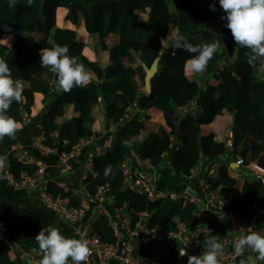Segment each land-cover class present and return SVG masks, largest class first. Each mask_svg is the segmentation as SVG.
I'll return each instance as SVG.
<instances>
[{
    "label": "trees",
    "instance_id": "trees-1",
    "mask_svg": "<svg viewBox=\"0 0 264 264\" xmlns=\"http://www.w3.org/2000/svg\"><path fill=\"white\" fill-rule=\"evenodd\" d=\"M213 3L215 11L210 10ZM60 8L68 10L66 21H82L89 34L98 36L96 49L110 51L109 65L101 67L90 61L84 55L86 42L77 32L58 26ZM141 14H147V21L141 19ZM222 15L218 0H35L30 7L25 0H16L14 7L9 6V0H0V59L8 63L12 78L22 84V100L13 102L7 114L17 125L24 122V112L31 111L36 94H43L47 110L35 132L43 136L44 145L54 149L61 146V140L66 141L67 152L73 151L82 139L99 137L106 131L96 128L102 114L110 124L119 123L125 142L120 139L113 148L94 157L83 181L85 193L94 196L101 185L109 184L108 196L113 197L119 211L125 213L128 209L133 230L139 213H147L146 226L165 230L177 219L207 224L211 232L202 234L201 239L204 243L213 238L218 241L237 227L245 228L244 219L256 214V204L264 208V177L249 184L248 177L237 176L226 160L231 154L233 159L240 156L248 164L264 153V71L259 65L249 66L248 49L236 46ZM172 27L193 45L216 43V52L203 73L185 74V61L193 54L174 48V41L166 39ZM216 28L221 35L214 38L210 31ZM5 35L13 38L11 46L2 41ZM55 46L66 47L68 55L94 72L98 80L70 92H58L54 82L43 80L41 75L53 73L40 66L41 58H34L40 55L41 48ZM158 57V72L148 93L143 90L144 65L151 67ZM101 103L105 105L102 113L96 111ZM135 106L149 120L152 109L163 113L164 123L156 134L146 133L140 116L128 121ZM224 113L233 117V136L218 139L215 131L208 132L204 127L212 126ZM173 146L178 147L170 156V165L174 172L187 176L201 160L221 158L217 173L207 175L205 185L210 191L234 192L226 196L230 214L222 224L215 218L209 223L203 218L198 220L197 215L203 211L201 204L184 198L150 200L123 186L121 164L130 152L158 166L162 153ZM2 165L9 167L16 181L39 175L34 160L5 158ZM161 178L158 188L164 191L172 182L171 173L163 170ZM45 192L67 208L83 207V223L90 232L103 242L119 243L108 218L98 212L94 202L86 201L84 194L53 181ZM20 243L1 219L0 211V264H29L24 255L31 251ZM137 245L142 255L150 250L142 239Z\"/></svg>",
    "mask_w": 264,
    "mask_h": 264
},
{
    "label": "crops",
    "instance_id": "crops-1",
    "mask_svg": "<svg viewBox=\"0 0 264 264\" xmlns=\"http://www.w3.org/2000/svg\"><path fill=\"white\" fill-rule=\"evenodd\" d=\"M67 13L68 10L65 8H60L58 10V26L62 29H72L77 32L78 37L86 42L84 55L90 61L99 63L101 67L109 65L111 56L110 51L102 48L99 50L96 49V46L99 47L98 36L89 34L82 21L78 24L66 21L65 18ZM141 19L144 22L147 21V14H141ZM170 31L177 33V29L173 27ZM210 33L212 37L216 38L218 37L217 35H221V30L216 28L213 29L212 32L210 31ZM2 41L11 46L13 38L9 35H5ZM221 45H224V43L221 42ZM34 58L38 60L41 56L37 54ZM84 68L90 74V81L98 80L94 72L87 69L86 66H84ZM41 75L43 80L54 82L53 74L48 75L43 73ZM143 90H145V87ZM43 98V94H36L35 104L32 106L31 111H25L24 122L17 125L18 130L15 134V139L5 136L3 140H0V158H7L9 160L18 158L37 161L39 175L34 177L35 183L33 184V189L29 188V186L15 185L11 180L0 177V211L1 219L17 236L21 242L20 246L30 251H35L41 257L42 253L34 238L43 227L52 226L58 228L66 237L77 239L73 227L62 220L53 208L43 202L40 197L41 191L45 190L47 184L53 181L63 187L71 189L76 194H85L83 181L86 177V173L91 168L89 164L90 154L96 150L104 151L107 148H113L116 142L122 139V128L120 124H110L108 119L102 114L103 116L101 115L100 121L96 123V128L99 130L106 129V131L99 137L87 138L89 142L83 145L80 151L67 157V164L62 160L64 154L69 152L64 150L63 145L55 149L51 157L45 155L38 147L39 143H42L43 136H39L35 132L37 126L40 125L42 116L47 110V106L43 104ZM193 103H195V101H193ZM104 108V103H101L96 111L102 113V111L105 110ZM149 114L152 117L150 120L145 117L146 113L144 111H141L135 106L131 116H128L127 119L130 121L140 116L141 120L145 122L146 133H148V135L156 134L161 127V123H164L163 113L157 109H152ZM60 121L62 122L63 119ZM232 122L233 117L228 113H224L218 117L216 123L212 126H206L204 129L208 132L215 131L218 139L231 138L233 136V132L231 131ZM58 138L60 139L59 136ZM122 141L125 142L124 139H122ZM173 153L174 151L171 152L169 147V150L162 153V162L158 166H153L149 161H143L136 152H130L126 156L125 161L121 164L123 170V186L137 191L138 184L136 179L140 175L149 176L151 182L159 186V180L162 179V171L165 170L169 171L172 177V182H170L168 188L164 190L169 197H171V195L186 197L189 189L193 191V195H197L199 198H201L203 194H208L210 189L205 185V178L207 175H215L217 173L220 163L222 162L221 158L201 160L199 164L191 169V174L187 176L183 173H176L173 171L170 165V156ZM250 156L249 154V157ZM227 157L228 159L226 158V160L229 162L230 168L234 170L233 172L237 176L243 175V172L249 173V176L243 175L244 177H248L246 180L247 183H253L259 178L264 177V170L256 167L258 159L251 160L247 166L241 167L237 166V160L243 158L235 156L233 159L231 154H229V156L227 155ZM69 167L70 169L68 170ZM238 168L242 170L238 171ZM94 175L98 177L97 174ZM241 181L244 182V180ZM130 184H132V188L129 187ZM214 191L217 192L214 193L212 190L214 196L219 194L226 197L234 194V192H221L220 189H214ZM241 193L242 192L239 191L237 195L240 196ZM114 204L115 203L110 199L100 203L102 209L101 213L108 218L110 223L111 220L116 219L118 215L117 207H115ZM125 211L123 217L132 223L131 216L128 215V209H125ZM140 214L141 213L138 215V220L140 219ZM201 218H203L202 220H204L205 223H209L214 219V212L210 211L208 215L204 216L198 214L197 219L199 220ZM257 219L259 220L258 224H256ZM244 221L245 228L252 227L253 231H264V214L259 217L254 215L250 218H245ZM239 229L240 228L237 227L234 229L235 232L233 231L235 239L241 235L238 231ZM249 254L255 257L254 253L247 250L244 255H239V264H241V260L246 261ZM39 260L40 259L36 257L35 263L38 264ZM84 264H119V259L115 257L102 262L100 253H88L87 261L84 262ZM180 264H188V257H183ZM256 264H264V261H257Z\"/></svg>",
    "mask_w": 264,
    "mask_h": 264
},
{
    "label": "clouds",
    "instance_id": "clouds-1",
    "mask_svg": "<svg viewBox=\"0 0 264 264\" xmlns=\"http://www.w3.org/2000/svg\"><path fill=\"white\" fill-rule=\"evenodd\" d=\"M35 0H25L26 6H31ZM224 13L221 19L226 21L225 27L230 30L236 46L248 49L247 63L250 67L264 71V0H218ZM16 0H9V6L14 7ZM210 10H216V4L210 5ZM168 38L174 41L173 47L183 49L193 54L184 64L185 74L203 73L209 61L216 52V43H201L193 45L184 36L170 31ZM162 41L164 46L165 40ZM40 66L47 68L56 77L54 86L58 92H70L74 87H85L90 81V74L75 57L68 55V49L63 46L41 48ZM22 100V84L12 78L11 70L6 61L0 59V140L5 136L15 139L18 130L16 121L9 116L8 110L13 102ZM3 159L0 158V164ZM109 169L105 170L107 175ZM241 235L234 239L232 247L237 255H244L247 250L255 254L248 255L241 264H256L264 261V231H253L252 227L240 228ZM42 257L38 264H84L87 261L89 249L85 242L76 238L66 237L58 228L43 227L35 236ZM223 253L222 244L215 238L206 240L200 255H190L184 248L179 251V257H188V264H219Z\"/></svg>",
    "mask_w": 264,
    "mask_h": 264
},
{
    "label": "built area",
    "instance_id": "built-area-1",
    "mask_svg": "<svg viewBox=\"0 0 264 264\" xmlns=\"http://www.w3.org/2000/svg\"><path fill=\"white\" fill-rule=\"evenodd\" d=\"M88 142L89 139H82L74 147L73 151L64 154L62 161L67 164V157L80 151L82 146ZM65 144L66 141L61 140V145L64 146ZM38 147L47 156L52 154L55 150L53 147L46 146L43 143H39ZM177 147H170L171 152H175ZM103 152L104 151L96 150L90 154V166L92 165L94 157ZM237 164L241 167L245 166L243 159L237 160ZM69 169L70 167L68 170ZM230 170L234 171L231 168ZM0 177L11 180L15 185L29 186V188L32 189L34 187L33 184L35 183L34 177H26L21 181H16L9 168L2 164H0ZM136 180L138 184L137 191L150 200H156L163 197H168L171 200L184 198L193 203L203 205V211L199 213L200 216L208 215L210 211L214 212V218L217 219L220 224H222L230 214V202L228 199L224 195L221 196L216 194V196H214L212 190L206 195L203 194L201 198L197 195H193L191 189L187 192L186 197H180L178 195H171V197H169L166 192L162 191L156 184L151 182L149 176L140 175ZM206 186L209 188L208 185ZM129 187L132 188V184H130ZM109 192L110 185L104 184L98 188V191L94 196L89 193H85L84 195L86 201L94 202L97 205L98 212L101 213V202L109 199L114 202L113 197L108 196ZM213 192L217 193L214 190ZM40 197L45 204L56 211L62 220L66 221L73 227L77 239L86 243L89 253H100L102 262L117 257L119 259V264H180L183 259V257H179L180 249L184 248L190 255H200L204 248V241L201 239V235L211 232L210 228L207 227V224L204 225L199 223L196 225L190 221H180L179 219L174 220L172 226L165 230H160L157 227H149L145 224L148 218L147 213L140 214V219L136 221L134 227L135 230H133L132 223L123 217L125 215L123 210L119 211L117 209L118 215L116 219L111 220L110 224L114 229L118 241L124 243L125 256L119 258L116 255L119 243L114 245L103 242L100 236L91 233L89 226L83 223L85 217L83 207L67 208L62 201L53 199V197L45 192V190L41 191ZM255 212L256 217H259L264 214V208L256 204ZM233 234L234 232L231 231L218 239V242L221 243L223 247V253L219 258V264H239V255L234 252L232 247V242L235 239ZM138 239H142L144 244L150 245V250L147 254L142 255L140 253L137 245ZM24 256L29 264H34L36 257L41 259V256L32 250L31 253H26Z\"/></svg>",
    "mask_w": 264,
    "mask_h": 264
},
{
    "label": "water",
    "instance_id": "water-1",
    "mask_svg": "<svg viewBox=\"0 0 264 264\" xmlns=\"http://www.w3.org/2000/svg\"><path fill=\"white\" fill-rule=\"evenodd\" d=\"M159 57L155 59L154 63L152 64L151 67H147L146 65H144V68L146 70V76H145V90L146 92L150 93L152 86H151V80L152 78L157 74L158 72V66H159ZM237 166H239L237 164ZM256 166L259 169H263L264 170V153H262L260 155V157L258 158V161L256 163ZM241 168H238V171H241ZM243 175L245 176H249V173L243 172ZM116 255L119 258H123L125 256V250H124V243L121 241L119 242V246H118V250Z\"/></svg>",
    "mask_w": 264,
    "mask_h": 264
},
{
    "label": "rangeland",
    "instance_id": "rangeland-1",
    "mask_svg": "<svg viewBox=\"0 0 264 264\" xmlns=\"http://www.w3.org/2000/svg\"><path fill=\"white\" fill-rule=\"evenodd\" d=\"M239 165V164H238ZM245 166H247V164H245Z\"/></svg>",
    "mask_w": 264,
    "mask_h": 264
}]
</instances>
